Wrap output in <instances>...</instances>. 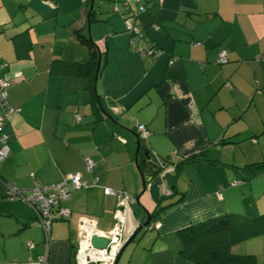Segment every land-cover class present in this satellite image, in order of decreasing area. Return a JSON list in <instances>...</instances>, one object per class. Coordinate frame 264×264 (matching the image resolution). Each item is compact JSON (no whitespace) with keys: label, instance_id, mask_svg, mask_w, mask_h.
Wrapping results in <instances>:
<instances>
[{"label":"crops","instance_id":"0c3cea01","mask_svg":"<svg viewBox=\"0 0 264 264\" xmlns=\"http://www.w3.org/2000/svg\"><path fill=\"white\" fill-rule=\"evenodd\" d=\"M88 6L0 0V77L9 81L14 109L0 160V264H42L41 257L74 264L78 218L93 217L107 231L116 211L123 226L114 264H197L180 251L182 227L224 212L264 211V171L234 170L264 161V0H95L87 18ZM123 16L137 32L124 28ZM84 38L96 60L100 54L95 83ZM221 49L227 60L219 64ZM139 123L148 131L144 141ZM145 150L147 162L195 160L178 170L162 204L176 203L126 244L156 209L149 192L141 193ZM73 172L85 184L60 201L69 213L53 219L45 243L32 207L8 199L5 183L70 185ZM103 187L134 199L118 207ZM225 247L264 264V234Z\"/></svg>","mask_w":264,"mask_h":264},{"label":"built area","instance_id":"2783aa9c","mask_svg":"<svg viewBox=\"0 0 264 264\" xmlns=\"http://www.w3.org/2000/svg\"><path fill=\"white\" fill-rule=\"evenodd\" d=\"M143 8L142 5L139 6L140 10ZM123 20L124 28L127 31L131 33L137 32L129 17L123 16ZM226 60V51L224 49L219 50L216 59L217 63H224ZM8 86V79L4 76L0 77V106L3 109V112L0 113V160L5 158L8 154L7 132L5 131L4 126L10 120L14 112V109L7 101ZM76 119L79 120L80 115H76ZM136 129L139 137L145 140L148 133L145 125L139 123L136 125ZM93 166V161L89 158L86 159V170L92 171ZM171 170L172 165H167L160 170L158 175L164 177L165 173ZM68 179L70 185L65 179L53 184H41L39 181L35 180L32 187L28 189L17 187L13 182L5 183L7 198L20 199L27 202L33 208L36 214V219L42 229L45 243L48 241L53 219L55 217L67 216L69 213L68 209L60 204V201L68 195L71 188H77L85 184V182L80 180L77 172L70 173ZM237 183H239V181L235 180L231 184ZM164 190L166 191V188H164ZM103 192L105 194L115 195L117 200L116 205H119L118 207L132 202L134 199L131 195L122 190L111 189L109 187H103ZM114 219L115 221L109 230L101 231L97 229L96 221L93 217L80 216L78 218V237L77 247L74 254V264H85L88 262H93L94 264H114L122 242L123 226V219L117 211L114 214ZM156 225V221H153L150 224V227ZM93 233L107 238V243L104 247H94L91 244L90 236ZM39 260L42 264H45L46 259L44 257L39 258Z\"/></svg>","mask_w":264,"mask_h":264},{"label":"trees","instance_id":"16d2710c","mask_svg":"<svg viewBox=\"0 0 264 264\" xmlns=\"http://www.w3.org/2000/svg\"><path fill=\"white\" fill-rule=\"evenodd\" d=\"M83 1L85 4L89 5V0ZM93 11L94 8H92L91 14ZM83 40L90 51L91 59L89 63L95 65L97 62L94 53L95 46L90 39L84 38ZM93 73L94 72L92 70L90 77L91 81ZM227 86H229V84ZM139 140L144 141V139L140 137ZM193 160H195L194 155L177 161L163 157L158 160H151L147 164H145L144 161L139 162V168L142 172H144L151 163H156L160 170L167 165H172V170L167 171L164 176L165 188L167 192H165L166 194H164L163 197L158 196L156 199V209L150 215V218L156 217L161 209L163 210L164 208L176 203V201H171L166 204H162L172 194L174 188L172 182L178 170L184 163ZM234 170L241 172L243 175H248L250 177L255 176L264 171V161L248 162L242 167H236ZM33 212V216L36 218L35 211L33 210ZM222 231H225L224 235H222ZM178 233L183 241V246L180 251L186 256L192 258L197 264H254L253 255L233 254L226 251L225 246L237 244L249 238L263 235L264 211L256 215H245L238 212H224L222 214L186 225L182 227Z\"/></svg>","mask_w":264,"mask_h":264},{"label":"water","instance_id":"95a60500","mask_svg":"<svg viewBox=\"0 0 264 264\" xmlns=\"http://www.w3.org/2000/svg\"><path fill=\"white\" fill-rule=\"evenodd\" d=\"M93 3H94V0H89V6H88V9H87V18H88L89 13H91V10H92V7H93ZM99 62H100V54L98 53L96 67H95V72H94V76H93V82L94 83H95V79H96L97 72H98V69H99ZM144 155H145L144 162H145V164H147V163H149V162L146 161L149 158V153H148L147 150L144 151ZM159 172H160V169H159V167L157 166L156 163L149 164L147 169H145V173L141 172L142 173L141 177H142V181H143L142 182L141 193L144 192V191H148L149 194H150V197L153 200H156L158 198V196L163 197L164 193H165V192H163V193L160 194L161 187H163L165 185V179H164L163 176H159L158 175ZM141 193H139V195ZM139 195H136V197H135L136 201H138ZM149 221H150V215H148L147 218L136 227L134 232L130 235V237L126 241V244L128 242H130L135 237V235L140 230H142L143 227L145 228L146 225H148ZM90 241H91V244L94 247L101 248V247H104L106 245L107 238H105L103 236H98L95 233H93L90 236ZM85 264H94V263L93 262H88V263H85Z\"/></svg>","mask_w":264,"mask_h":264},{"label":"rangeland","instance_id":"374dc122","mask_svg":"<svg viewBox=\"0 0 264 264\" xmlns=\"http://www.w3.org/2000/svg\"><path fill=\"white\" fill-rule=\"evenodd\" d=\"M100 1H102V0H100Z\"/></svg>","mask_w":264,"mask_h":264}]
</instances>
